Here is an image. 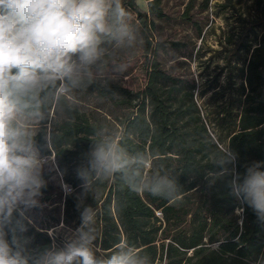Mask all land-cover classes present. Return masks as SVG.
Segmentation results:
<instances>
[{"label":"trees","instance_id":"1","mask_svg":"<svg viewBox=\"0 0 264 264\" xmlns=\"http://www.w3.org/2000/svg\"><path fill=\"white\" fill-rule=\"evenodd\" d=\"M193 2L188 1L184 12ZM123 5L135 13L144 51L150 54L143 85L134 90L112 78L109 87L94 84L59 106L50 105L35 137L41 156L51 162L44 169L46 187L38 201L64 188L61 222L67 235L38 227L20 209L15 216L24 231L17 234L27 238L34 254L60 249L79 227L82 208L90 205L97 211V245L105 253L129 242L147 252L151 264H264V220L231 194L229 184L251 162L264 161V0L202 1L228 23L220 32L209 28L220 46L211 50L224 61L203 85L185 83L161 68L151 18L166 15L160 0H147L145 8L138 0H123ZM202 45L205 40L195 58L207 67L213 55L202 59ZM208 89L207 100L198 102ZM91 95L102 102L86 106L83 96ZM210 103L215 104L209 108ZM123 106L127 111L116 113ZM94 133L111 134L130 154H151L146 174L164 164L177 175L182 194L168 200L133 192L117 177L99 186L95 200L84 197L78 170ZM228 146L236 162L211 182L209 173L220 171L211 163Z\"/></svg>","mask_w":264,"mask_h":264},{"label":"clouds","instance_id":"2","mask_svg":"<svg viewBox=\"0 0 264 264\" xmlns=\"http://www.w3.org/2000/svg\"><path fill=\"white\" fill-rule=\"evenodd\" d=\"M141 40L123 0H0V264H151L150 255L129 242L102 251L93 206L82 208L64 247L36 254L17 234L24 228L15 216L36 206L46 187L43 173L51 162L35 137L47 109L94 84L109 87L134 61ZM94 135L78 170L84 197L95 200L99 186L117 177L133 192L168 200L182 194L177 175L164 164L146 174L151 154H130L111 134ZM236 159L229 146L218 152L211 164L220 171L209 173L211 182ZM229 184L231 194L264 220V161L251 162Z\"/></svg>","mask_w":264,"mask_h":264},{"label":"rangeland","instance_id":"3","mask_svg":"<svg viewBox=\"0 0 264 264\" xmlns=\"http://www.w3.org/2000/svg\"><path fill=\"white\" fill-rule=\"evenodd\" d=\"M147 0H138V3L142 7H146ZM189 0H160L161 6L166 15L162 18L151 16L154 21L153 27V41L157 42L156 57L159 64L166 73L182 78L185 83H197L203 85V80L206 77L214 75L219 71L218 66L223 64V55L214 54L212 48H219V44L215 40L214 34L211 32L213 26L216 28V32L220 30H226L228 23L224 19L223 15H214L212 7L202 6L203 0H194L192 8L186 13L184 12L185 6ZM215 0H211L213 2ZM134 24L135 13L127 8ZM232 12L231 10L228 13ZM208 28V29H207ZM140 36L142 34L140 29ZM207 32L205 33V31ZM204 35L205 45H202V51L206 54L202 59L213 55L212 62L209 66L202 67L199 64L200 60L195 58V51L197 47L202 43V37ZM150 54L144 51L143 38L141 40V47L135 53V59L126 71L115 75L114 80L127 86L131 89H139L142 87L144 78L146 63ZM218 65V66H217ZM225 69L219 74V81L223 82ZM211 89H208L203 96L198 97V102L206 101L210 96ZM83 101L86 106L97 105L102 100L95 96H83ZM108 105V103H105ZM215 103H210L208 106L213 107ZM120 107V106H119ZM117 107L116 113L124 114L127 111L126 106L123 108ZM88 113H92L90 108L87 109ZM64 188L56 191L51 197L43 201L38 202L34 207L21 208L20 210L38 227L49 229L51 232L53 229L59 231L62 235H67V229L61 222L63 216V199ZM239 220H237L238 222ZM210 246V245H209ZM212 247V246H211Z\"/></svg>","mask_w":264,"mask_h":264}]
</instances>
